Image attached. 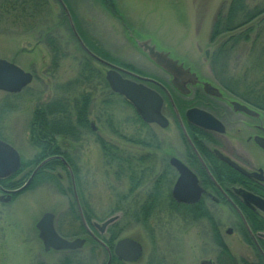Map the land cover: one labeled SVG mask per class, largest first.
<instances>
[{
    "label": "rangeland",
    "instance_id": "obj_1",
    "mask_svg": "<svg viewBox=\"0 0 264 264\" xmlns=\"http://www.w3.org/2000/svg\"><path fill=\"white\" fill-rule=\"evenodd\" d=\"M230 1L67 0V5L84 38L106 55L105 60L124 67L134 66L147 73H159L138 45L139 40L150 39L157 49L169 52L190 66L203 80L214 82L229 95L244 100L225 88L221 79L239 82L241 92H245L248 85L264 88V10L235 30L248 31L247 39L215 61L214 53L222 37L214 40V31L216 27L219 31L220 22L228 21L225 15ZM246 2L249 9L264 8V0ZM49 6L44 25L53 28L50 34L58 45L56 49L46 36L40 39L38 28L32 32L0 30V58L15 62L34 76L21 92L0 90V136L10 141L23 159H30L40 151L33 144L31 132L36 108L52 99H60L68 106L59 113L72 111L75 119L74 99L91 92L88 127H81L82 137L70 140L66 149L76 164V185L81 188L93 219L104 221L121 213L119 223L124 224L132 211L136 216L145 214L138 203L152 187L156 176L154 172L146 176L144 183L131 194L132 168L128 166V157L132 154L162 157L156 146L158 139H174L177 135L174 128L168 135L169 128L162 130L156 125H144L132 104L114 93L103 77H95L90 82L84 80L81 66L88 56L73 36L67 20L63 21L65 11L61 4L49 0ZM92 63L105 78L107 67L97 60ZM91 123L96 129H92ZM63 139L57 137L58 142ZM115 154L120 158L114 160ZM53 176L55 179L42 177L12 202H0V264H41L44 261L46 264H104L105 256L98 258L83 250L49 255L41 252L35 224L44 212H55L58 226L62 225V232L69 237L79 232L69 171L57 165ZM134 176L138 178L139 172ZM151 217L160 220L177 215L156 209ZM173 238L167 234L163 240Z\"/></svg>",
    "mask_w": 264,
    "mask_h": 264
},
{
    "label": "flooded vegetation",
    "instance_id": "obj_2",
    "mask_svg": "<svg viewBox=\"0 0 264 264\" xmlns=\"http://www.w3.org/2000/svg\"><path fill=\"white\" fill-rule=\"evenodd\" d=\"M149 61L159 73L117 65L124 69L123 77L152 88L163 99L161 111L168 124L162 127L141 119L143 124L156 125L162 130L174 128L177 135L174 139H158L156 146L162 157L158 154L128 157V166L132 168L131 194L144 183L146 176L152 172L156 175L152 187L138 203L139 208L146 210L145 214L136 216L132 211L126 223L121 224L122 214L116 213L113 215L116 218L103 226L105 220L93 219L87 209L81 188L72 185L79 232L71 237L62 232L55 212L54 224L61 236L79 237L84 242L75 249L46 248L37 228L44 212L35 224L41 252L49 255L83 250L98 258L105 256L104 264H264V110L229 95L214 82L211 83L218 89L217 94L210 93L203 84L207 80L201 76L195 83L186 79L178 86L171 73L152 59ZM185 67L189 66L185 64ZM191 71L196 72L192 68ZM234 101L246 105L250 111L237 108ZM192 109L207 112L218 121L209 119L210 127L201 126L192 120L198 118L199 113L192 112L189 116ZM90 125L96 129L93 123ZM172 130L166 131L167 134L170 135ZM57 143L67 152L66 146L71 141L65 138ZM17 152L19 168L0 178L1 203L12 202L36 182L40 173L43 177L53 176L55 168L47 166L51 161L58 159L66 167L64 161L57 158L65 157L62 153L42 157L35 153L34 157L25 160ZM136 172H139L138 178L134 176ZM31 176L24 189L14 192ZM74 179L76 183L75 175ZM248 194L259 200L251 199ZM166 198L168 201L164 202ZM156 209L169 210L177 217L152 219ZM167 234L174 238L163 240ZM123 239H130L133 247L123 246L117 251L118 242ZM135 246L140 247L136 259L120 258L122 251L133 256Z\"/></svg>",
    "mask_w": 264,
    "mask_h": 264
},
{
    "label": "trees",
    "instance_id": "obj_3",
    "mask_svg": "<svg viewBox=\"0 0 264 264\" xmlns=\"http://www.w3.org/2000/svg\"><path fill=\"white\" fill-rule=\"evenodd\" d=\"M65 1L67 3V0ZM246 1L247 0H231L227 15H225V17L228 18V21L224 20V22H220L219 31H217L216 27L213 39L215 40L217 36H221L222 39H220V42L217 44V49L214 53L215 61L221 57H224L227 52L234 48L241 40L247 39L248 31L245 30L238 32L235 30L240 29L243 24L247 23L248 19L254 18L258 13L263 12L262 10H264V8L256 9V7H254L249 9L247 7L248 4ZM49 11V0H0V30H21L22 32H32L38 28L40 30L39 33H41L40 39L43 40L46 36L52 47L56 49L58 45H56V42L50 34V30L52 31L53 28L44 25L47 23ZM63 14V21L67 20L68 26L70 28L65 12ZM242 17L245 19L243 20ZM240 18L241 20H239ZM75 25L87 45L95 53L106 58L105 54H102L96 50L92 43L84 38V35L77 26L76 21ZM227 34L228 37H226ZM229 42H231V45H228ZM87 56L88 55L86 54V57ZM92 61L93 59L88 56L85 63L81 66L82 73L84 71V80L90 82L94 80L95 77H103V80L105 81L104 76L100 70L93 65ZM221 82V84L225 88L229 89V91H231L234 95L239 96L247 102L264 110V88L261 86L257 87V84H254L253 86L248 85V87L245 89V92H241L238 89L239 82L234 81L229 83L227 80L224 81L223 79H221ZM91 104V92H86L85 95L80 98L76 97L73 103L74 110L75 108L77 109V115L75 119L70 113L72 111L59 113V111L63 110V108L66 109L68 106L63 100L52 99L46 104H40L35 110V117L33 119L31 129L32 138L34 139L33 144L40 148L38 155L42 157L51 154L62 153L65 155L66 159H68V162L72 166L74 172H76L77 167L75 162L67 152L62 150V146L57 143V137L60 136L64 139L66 138L70 140L80 139L83 134L81 132V127H88ZM45 139H48L49 141ZM119 158V155H114V160ZM122 159L125 160L123 157ZM57 165L64 166V164L58 159L51 161L47 166H53V168H55ZM45 176H47V173ZM42 177L43 176L40 173L36 177V181ZM48 178L55 179L54 176H50ZM42 180H45V178ZM143 212H146V210H143Z\"/></svg>",
    "mask_w": 264,
    "mask_h": 264
},
{
    "label": "water",
    "instance_id": "obj_4",
    "mask_svg": "<svg viewBox=\"0 0 264 264\" xmlns=\"http://www.w3.org/2000/svg\"><path fill=\"white\" fill-rule=\"evenodd\" d=\"M62 8L64 9L69 22L72 28V31L78 40L81 47L88 52L89 55L100 61L101 63L110 67V69L106 73V79L110 85V88L121 95H123L136 109L141 118L147 123H158L160 126L165 127L168 124V120L162 114V104L163 99L161 95L153 90L145 86L144 84L136 83L128 78L122 76L121 72L124 71L121 67L108 62L103 59L99 55L95 54L89 47L85 44L84 40L80 36L79 32L76 29L74 20L72 18V14L65 3L64 0H57ZM139 47L148 55L150 59H152L155 63L160 65L162 68L167 70L172 74L174 82L181 86L184 83V80L189 79L191 82H196L199 79V75L196 72L191 71V67H185L184 62H180L179 59L174 58L170 55L169 52L164 50H159L156 48L155 44L151 42L150 39H146L144 41H138ZM33 80V74L31 72L25 71L19 65L4 59L0 58V89L8 92H19ZM205 89L210 93L217 94L218 89L212 85L211 82L205 81L204 83ZM234 105L245 111H250L246 105L239 103L238 101H234ZM192 112L199 113L198 118L192 119L194 122L200 124L204 127H210L211 123L209 119L214 121H218L212 115L207 112L198 109L189 110L188 114ZM191 117V116H190ZM208 120V121H207ZM53 158V157H50ZM48 158V159H50ZM64 160L63 157L57 156ZM46 159V160H48ZM45 160V162H46ZM65 161V160H64ZM44 163V162H43ZM42 163V164H43ZM68 165V163L65 161ZM20 166V155L17 150L8 144L7 142L0 139V178H4L9 174L15 172ZM73 185L75 186L74 174L68 165ZM32 176L28 179V181L20 188L15 190L14 192L20 191L24 189L30 182ZM176 185L175 195L177 196V187ZM251 199L259 200L258 197L248 194ZM247 200V199H246ZM264 204V203H263ZM80 206V203L78 204ZM81 207V206H80ZM264 209V206H263ZM55 215L53 212H46L42 215L37 223V228L39 230V237L42 239L46 248L53 246L55 249H75L80 247L84 240L81 238L75 239H67L58 234L54 224ZM116 217H110L107 219L103 226L112 222ZM132 241L130 239H123L118 242L117 251L120 247H133ZM136 244V243H135ZM140 247L135 246L134 255L130 256L127 252H120L119 256L125 260L136 259L140 255L139 251Z\"/></svg>",
    "mask_w": 264,
    "mask_h": 264
}]
</instances>
